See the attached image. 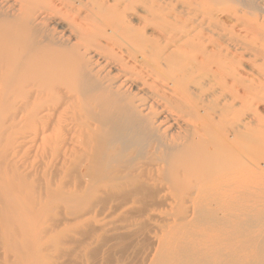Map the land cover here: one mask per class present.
I'll use <instances>...</instances> for the list:
<instances>
[{"label":"bare ground","instance_id":"bare-ground-1","mask_svg":"<svg viewBox=\"0 0 264 264\" xmlns=\"http://www.w3.org/2000/svg\"><path fill=\"white\" fill-rule=\"evenodd\" d=\"M0 264H264V0H0Z\"/></svg>","mask_w":264,"mask_h":264},{"label":"rangeland","instance_id":"rangeland-1","mask_svg":"<svg viewBox=\"0 0 264 264\" xmlns=\"http://www.w3.org/2000/svg\"><path fill=\"white\" fill-rule=\"evenodd\" d=\"M238 218H240V217H237L236 219H238Z\"/></svg>","mask_w":264,"mask_h":264}]
</instances>
